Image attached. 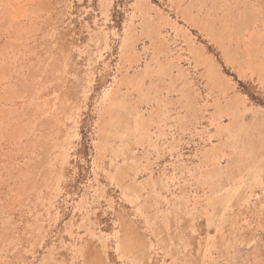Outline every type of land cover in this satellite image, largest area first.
<instances>
[{"label": "rangeland", "instance_id": "obj_1", "mask_svg": "<svg viewBox=\"0 0 264 264\" xmlns=\"http://www.w3.org/2000/svg\"><path fill=\"white\" fill-rule=\"evenodd\" d=\"M0 264H264V0H0Z\"/></svg>", "mask_w": 264, "mask_h": 264}]
</instances>
